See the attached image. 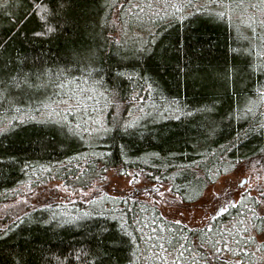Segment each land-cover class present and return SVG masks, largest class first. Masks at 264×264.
<instances>
[{
	"label": "trees",
	"instance_id": "obj_1",
	"mask_svg": "<svg viewBox=\"0 0 264 264\" xmlns=\"http://www.w3.org/2000/svg\"><path fill=\"white\" fill-rule=\"evenodd\" d=\"M131 3L0 0V264H263L264 214L239 233L256 200L196 229L132 195L87 196L120 168L193 203L264 167V0L179 1L146 30ZM52 182L62 198L10 204Z\"/></svg>",
	"mask_w": 264,
	"mask_h": 264
},
{
	"label": "rangeland",
	"instance_id": "obj_2",
	"mask_svg": "<svg viewBox=\"0 0 264 264\" xmlns=\"http://www.w3.org/2000/svg\"><path fill=\"white\" fill-rule=\"evenodd\" d=\"M131 1L130 9L125 11L126 16L130 15L132 25L134 26L131 25L133 30H136V27H141L143 30H146L160 11L159 7L167 13L168 9L170 8L171 10V6L173 5H176L177 8H182L179 1L185 4L189 0ZM139 34L143 35L144 33L140 32ZM72 104L70 102L61 103L59 105L60 107L45 111L43 113L44 117L58 119V111H60L58 109L67 112L74 107ZM133 112L137 115V108ZM105 192L115 195H132L141 198L143 201H148L151 205L157 206L162 216L169 220L185 223L192 227H203L208 224L210 217L219 211V207L223 203H225L224 207H226L231 205V203L236 204L244 199L246 201H252V204L253 200H256L258 205L252 207L255 211L251 212L250 215H263L264 167L248 163L240 164L237 169L221 176L217 182L209 185L204 195L193 203H184L178 196L171 192L168 185H161L151 181L145 174L139 171L130 170L122 172L120 168L104 170L96 176L92 182V186L87 191V196H94L98 193ZM65 194L66 188L61 183L52 182L47 185L39 184L38 186L26 184L14 191L10 204L15 209L19 207L25 209L28 206L40 205L56 198L60 199ZM258 238L262 242L263 237L259 235ZM263 256L264 254L258 255V263L264 264Z\"/></svg>",
	"mask_w": 264,
	"mask_h": 264
},
{
	"label": "flooded vegetation",
	"instance_id": "obj_3",
	"mask_svg": "<svg viewBox=\"0 0 264 264\" xmlns=\"http://www.w3.org/2000/svg\"><path fill=\"white\" fill-rule=\"evenodd\" d=\"M224 204L225 203H223L222 205H223V207H224ZM237 204V203H236ZM235 203H231V205H229V206H226V207H224L225 209H226V211H218V212H216L215 214H213L211 217H210V220H209V222H208V224L206 225V226H203V227H195L196 229H201V228H209V226L210 225H212L215 221H217V219H220V217L221 216H224L226 213H227V211L232 207V206H235L236 205ZM246 218H244V221H243V223H242V227H240V228H242V229H239V233H240V235H241V237L243 236H245V237H247V226L249 225V227H250V214H249V216H245ZM185 224V223H184ZM187 225V224H186ZM188 226V225H187ZM190 227H192V226H190ZM240 247L243 249V251H245V250H247V244H244V245H240ZM249 248V247H248Z\"/></svg>",
	"mask_w": 264,
	"mask_h": 264
},
{
	"label": "snow or ice",
	"instance_id": "obj_4",
	"mask_svg": "<svg viewBox=\"0 0 264 264\" xmlns=\"http://www.w3.org/2000/svg\"><path fill=\"white\" fill-rule=\"evenodd\" d=\"M173 7L174 8H177V6L176 5H173ZM221 15H222V13H221ZM219 211H226V209L223 207V205H221L220 207H219ZM217 251H219V249H217Z\"/></svg>",
	"mask_w": 264,
	"mask_h": 264
}]
</instances>
